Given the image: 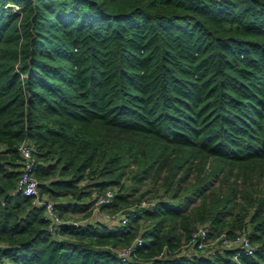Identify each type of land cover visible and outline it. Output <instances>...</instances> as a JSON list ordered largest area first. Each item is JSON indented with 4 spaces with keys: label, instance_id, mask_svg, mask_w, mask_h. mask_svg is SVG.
<instances>
[{
    "label": "trees",
    "instance_id": "1",
    "mask_svg": "<svg viewBox=\"0 0 264 264\" xmlns=\"http://www.w3.org/2000/svg\"><path fill=\"white\" fill-rule=\"evenodd\" d=\"M21 141L82 222L18 189ZM107 188L127 223L93 213ZM198 224L264 264V0H0V264H227L181 249Z\"/></svg>",
    "mask_w": 264,
    "mask_h": 264
},
{
    "label": "built area",
    "instance_id": "2",
    "mask_svg": "<svg viewBox=\"0 0 264 264\" xmlns=\"http://www.w3.org/2000/svg\"><path fill=\"white\" fill-rule=\"evenodd\" d=\"M14 7H18L17 4H13ZM18 152L21 157L20 172L17 179L18 189L23 193L32 197V202L40 205L44 208L46 215L51 218V226L54 227L61 222H71L77 225L85 218L76 219H61L57 215L53 201L40 194L38 188V180L34 175L33 165L34 158L32 156L31 147L25 142L21 141L18 145ZM113 194L112 188H107L104 193L98 195L93 203L92 211L101 218L117 219L122 224L127 223L129 218L135 215L134 212H129L127 209H120L115 212H111L101 208V205L110 201ZM153 200L151 198L141 200L138 206H152ZM142 238L137 235L133 240L125 246L117 249L118 254L122 258L129 257L135 249V245L141 243ZM181 249H186L192 252L205 251L206 253H213L218 248H230L233 249V256L227 264H240L239 256L241 254H252L255 251V244H253L245 231H239L236 234L229 236L225 232H220L216 235H210L207 227L204 224H198L190 232V235L182 242ZM177 249H174L176 251ZM170 252V249L166 245H163L162 250L159 252V256L165 255Z\"/></svg>",
    "mask_w": 264,
    "mask_h": 264
},
{
    "label": "rangeland",
    "instance_id": "3",
    "mask_svg": "<svg viewBox=\"0 0 264 264\" xmlns=\"http://www.w3.org/2000/svg\"><path fill=\"white\" fill-rule=\"evenodd\" d=\"M140 193H144L143 195H141V199H148V198H153L157 196V191L154 189V187L152 186V183H143L140 184V186L138 187L137 191L134 192V195L138 196ZM80 219V218H77Z\"/></svg>",
    "mask_w": 264,
    "mask_h": 264
}]
</instances>
